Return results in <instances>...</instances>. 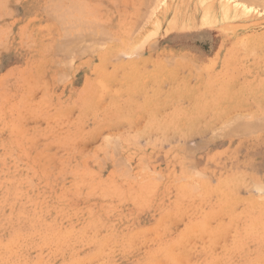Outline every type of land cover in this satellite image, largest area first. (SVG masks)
<instances>
[{"label":"rangeland","instance_id":"1","mask_svg":"<svg viewBox=\"0 0 264 264\" xmlns=\"http://www.w3.org/2000/svg\"><path fill=\"white\" fill-rule=\"evenodd\" d=\"M229 1L0 0V264H264V1Z\"/></svg>","mask_w":264,"mask_h":264},{"label":"bare ground","instance_id":"2","mask_svg":"<svg viewBox=\"0 0 264 264\" xmlns=\"http://www.w3.org/2000/svg\"><path fill=\"white\" fill-rule=\"evenodd\" d=\"M67 1H68V0H67ZM159 1H161V0H159ZM206 1H207V0H201L202 3H205ZM250 1H251V0H250ZM262 1H264V0H262ZM50 2H51V1H50ZM56 2H57V1H56ZM151 2H152V0H151ZM151 2H150V3H151ZM257 2H259V0H258ZM57 3H59V2H57ZM80 3H82V2H80ZM80 3H79V4H80ZM150 3H149V4H150ZM157 3H158V1H157ZM163 3H164V0H163ZM82 4H83V7H84V2H83ZM82 4H81V5H82ZM115 4H116V3H115ZM220 4H221V6H220V7H221L220 10L222 9V14H221V15H223V18H224V19H228V18L230 17L231 10H234V11H236V12H237V10H241V12H242L243 15L248 13L247 8H246L247 6H244V7L240 8V6L238 5L239 3H231L229 0H220ZM250 4H252V3H250ZM72 5H73V4H72ZM74 5H75V3H74ZM74 5H73V6H74ZM153 5H154V2H153ZM153 5L151 4V6L154 8ZM245 5H246V3H245ZM263 5H264V4H263ZM4 6H5V5H4ZM49 6H50V5H49ZM49 6H48V7H49ZM86 6H87V5H86ZM156 6H157V4H156ZM248 6H250V5L248 4ZM68 7H69V6H68ZM74 7H75V6H74ZM87 7L89 8V6H87ZM87 7H86V8H87ZM258 7H259V5H258ZM2 8H3V7H2ZM53 8H54V7H53ZM69 8H70V7H69ZM79 8H81V6H79ZM88 8H87V9H88ZM215 8H216V7H215ZM75 9H76V11H77V10H80V9H77L76 7H75ZM83 9H84V8H83ZM91 9H93V8H91ZM154 9H155V8H154ZM212 9H213V8H212ZM55 10H56V9H54V10L52 9L51 11L54 12ZM72 10H73V9H72ZM81 10H82V9H81ZM144 10H146V9H144ZM150 10H152V8H150ZM218 10H219V9H218ZM58 11H59V10H58ZM63 11H64V10H63ZM66 11H67V10H66ZM68 11H69V10H68ZM70 11H71V10H70ZM87 11H88V10H87ZM147 11H148V10H147ZM0 12H1V11H0ZM56 12H57V11H56ZM93 12H95V11H93ZM145 12H146V11H145ZM145 12H144V13H145ZM220 12H221V11H220ZM232 12H233V11H232ZM62 13H64V12H62ZM77 13H78V11H77ZM79 13H80V12H79ZM79 13H78V14H79ZM144 13L142 12V14H144ZM149 13H150V11H149ZM151 13H153V12L151 11ZM59 14H60V13H59ZM64 14H65V16H67L66 13H64ZM70 14H71V13H70ZM78 14H77V15H78ZM80 14H82V12H81ZM88 14H89V13H88ZM142 14H141L140 18H141V17H144L145 14H147V12H146L144 15H142ZM231 14H232V13H231ZM71 15H72V14H71ZM83 15H84V10H83ZM83 15H82V16H83ZM90 15L92 16V14H90ZM52 16H53V15H52ZM68 16L70 17L69 14H68ZM68 16H67V20L70 19ZM147 16H149V15H147ZM57 17H58V16H57ZM61 17H62V16H61ZM63 17H64V16H63ZM58 18H59V17H58ZM71 18H73V17H71ZM74 18L76 19V17H74ZM77 18L79 19L78 16H77ZM146 18H147V17H146ZM146 18H145V19H146ZM148 18H149V17H148ZM221 18H222V17H221ZM236 18H237V17H236ZM61 19H62V18H61ZM78 19H77V20H78ZM149 19H150V18H149ZM214 19H215V18H214V16H213L211 10H208V11L206 12V14L204 15V18H203L204 23H206V24L212 22ZM229 19H231V17H230ZM62 20H63V19H62ZM64 20L66 21V18H65ZM91 20H92V19H91ZM146 20H147V19H146ZM69 21H71V20H69ZM73 21L75 22L76 20H73ZM216 21H217V20H216ZM225 21H226V20H225ZM56 22H57V20H56ZM59 22H61V21H59ZM81 22H82V24H80V25H83L84 21H81ZM93 22H95V21L93 20ZM78 23H80V22L78 21ZM85 23H86V22H85ZM138 23H139V22H138ZM140 23H142V22H140ZM145 23H146V22H145ZM70 24H72V23H70ZM73 24H74V23H73ZM91 24H92V23H90V25H91ZM94 24H95V23H94ZM98 24H99V23H98ZM62 25H63V24H62ZM67 25H68V24H67ZM80 25L78 24L77 26H80ZM100 25H101V24H99V26H100ZM138 25H139V24H138ZM140 25H141V24H140ZM71 26H73V25H71ZM75 26H76V25H74V27H75ZM83 26H84V25H83ZM96 26H98V25L96 24ZM152 26H153V25H152ZM85 27H86V26H85ZM135 27H136V29L138 28L137 26H135ZM64 28H65V27H64ZM64 28H63V29H64ZM66 28H67V26H66ZM69 28H70V27H69ZM80 28H81V27H80ZM88 28H89V26H88ZM97 28H98V27H97ZM73 29H76V28H73ZM99 29H100V28H99ZM139 29H140V28H139ZM80 30H81V29H80ZM100 30H103V29L101 28ZM60 31H61V30H60ZM65 31H66V29H65ZM82 31H84V29L81 30V32H82ZM87 31H88V32H85L86 34H87V33L90 34V33L93 32V30H92V32H89V30H87ZM134 31L136 32V30H134ZM62 32H63V31H62ZM81 32H80V33H81ZM78 33H79V31H78ZM85 33H84V34H85ZM100 33H101V32H100ZM100 33H99V34H100ZM102 33L105 34L104 31H103ZM65 34H66V32H65ZM73 34H74V31H73L72 35H73ZM86 34H85V35H86ZM89 34H88V35H89ZM131 34H132V33H131ZM66 35H67V34H66ZM74 35H76V34H74ZM78 35H79V34H78ZM78 35H77V36H78ZM93 35L95 36V34H93ZM105 35H107V33H106ZM149 35H150V34H149ZM154 35H155V34H154ZM62 36H64V35H62ZM79 36H80V35H79ZM102 36H103V35H102ZM131 36H132V35H131ZM66 37H67V36H66ZM68 38H69V37H68ZM82 38H83V37H82ZM88 38H89V37H88ZM98 38H100V36H99ZM102 38H104V36L101 37L100 40H101ZM106 38H107V37H106ZM150 38H151V37H150ZM69 39H70V38H69ZM85 39H86V38H85ZM90 39H91V38H90ZM93 39H94V42H95L96 45H97L98 42H96L95 38H93ZM93 39H92V40H93ZM111 39H112V38H111ZM83 40H84V39H83ZM87 40H88V39H87ZM106 40H107V39H106ZM73 41H74V40H73ZM78 41H79V40H78ZM81 41H82V40H81ZM115 41H116V40H115ZM117 41H118V40H117ZM65 42H66V41H65ZM71 42H72V41H71ZM87 42H88V41H87ZM91 42H92V41L88 42V44H90ZM108 42H110V41H108ZM143 42H144V41H143ZM143 42H142V43H143ZM145 42H146V40H145ZM76 43H77V42H76ZM101 43H102V42H101ZM61 44L63 45V43H61ZM93 44H94V43H93ZM143 44H144V43H143ZM55 45H56V44H55ZM62 45H61V46H62ZM72 45H73V44H72ZM75 45H76V44L74 43V46H73V47H75ZM84 45H85V44H84ZM78 46H80L79 43H78ZM89 46H90V45H89ZM142 46H143V45H142ZM91 47H93L92 44H91ZM97 48H98V47H97ZM97 48H96V50H97ZM102 48H103V47H102ZM136 48H137V47H136ZM140 48H141V47H140ZM68 49H69V48H68ZM71 49H72V47H71ZM86 49H87V48H86ZM91 49H92V48H91ZM91 49H90L89 53L91 52ZM98 49H99V48H98ZM61 50H62V48H61ZM75 50H76V48H75ZM82 50H83V49H82ZM132 50H133V49H132ZM133 51H134V50H133ZM136 51H137V50H136ZM70 52H71V51H70ZM70 52H69V53H70ZM82 52H85V51L83 50ZM134 52H135V51H134ZM67 54H68V53H67ZM70 54H71V53H70ZM70 54H69V55H70ZM118 54H119V53H118ZM132 54H133V53H132ZM80 55H81V54H80ZM125 56H128V55L124 53V57H125ZM129 56H130V55H129ZM117 60H118V59H117ZM69 63H70V62H69ZM69 63H67V64L69 65ZM61 64L63 65V63H61ZM67 64H66V65H67ZM71 64H72V63H71ZM71 64H70V65H71ZM68 65H67V66H68ZM67 68H68V70H69V66H68ZM236 115H237V114H236ZM237 116H238V115H237ZM250 122H251V121H250ZM235 129H236V128H235ZM240 131H241V129H240ZM230 133H232V132H230ZM240 133H241V132H240ZM235 135H236V134H235ZM227 136H228V135H227ZM110 141H111V140H110ZM112 141H113V140H112ZM108 145H109V144H108ZM114 145H115V144H114ZM106 147H107V146H106ZM113 148H114V147H113ZM125 172H128V171H125ZM123 173H124V172H123ZM123 173H122V174H123ZM125 174H126V173H125ZM127 176H128V175H127ZM122 177H123V176H122ZM128 177L130 178V176H128ZM128 177H127V178H128ZM158 179H159V178H158ZM158 179H157V180H158ZM235 179H236V178H235ZM232 181H233V180H232ZM242 181H243V180H242ZM227 182H228V181H227ZM229 182H230V181H229ZM239 183H240V182H239ZM251 187H252V185H251ZM195 189H196V188H195ZM254 189H256V188H254ZM258 189H259V188H258ZM263 189H264V188H263ZM256 191H257V190H256ZM257 192H259V191H257ZM253 198H255V197H253ZM262 198L264 199V197H262ZM263 199H262V200H263ZM255 200H256V199H255ZM255 203H256V202H255ZM257 203H258V202H257ZM257 203H256V204H257ZM259 203H260V202H259ZM255 207H256V206H255ZM256 208H257V207H256ZM254 209H255V208H254Z\"/></svg>","mask_w":264,"mask_h":264}]
</instances>
